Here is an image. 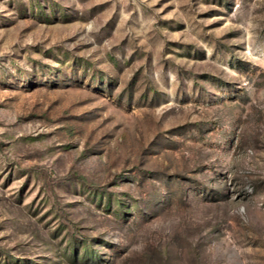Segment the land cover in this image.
I'll return each mask as SVG.
<instances>
[{
	"label": "rangeland",
	"instance_id": "rangeland-1",
	"mask_svg": "<svg viewBox=\"0 0 264 264\" xmlns=\"http://www.w3.org/2000/svg\"><path fill=\"white\" fill-rule=\"evenodd\" d=\"M0 264H264V0H0Z\"/></svg>",
	"mask_w": 264,
	"mask_h": 264
}]
</instances>
